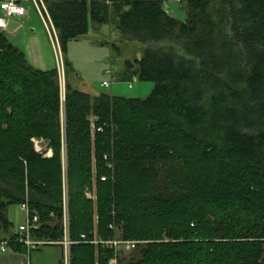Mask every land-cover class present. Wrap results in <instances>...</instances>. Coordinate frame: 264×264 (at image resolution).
<instances>
[{"label": "trees", "instance_id": "1", "mask_svg": "<svg viewBox=\"0 0 264 264\" xmlns=\"http://www.w3.org/2000/svg\"><path fill=\"white\" fill-rule=\"evenodd\" d=\"M43 1L63 56L110 26L147 45L122 80L153 83L91 96L65 77L70 264H264V0H184V22L169 0ZM61 105L57 68H33L0 30V234L18 254L12 205L38 216L34 240L63 239ZM116 233L143 242L137 257L101 243Z\"/></svg>", "mask_w": 264, "mask_h": 264}, {"label": "rangeland", "instance_id": "2", "mask_svg": "<svg viewBox=\"0 0 264 264\" xmlns=\"http://www.w3.org/2000/svg\"><path fill=\"white\" fill-rule=\"evenodd\" d=\"M27 10V15L20 18H10L9 30L15 29L18 34L15 36L7 35L2 29L7 26L6 18H3L4 27L0 30L8 37L10 43L22 51L30 66L38 70H51L57 68L59 61L60 70L57 68L58 81L61 77L64 84L60 87V96L62 100L60 110L61 123V167L63 174V202H62V222L63 239L59 242H53L62 248V262L64 263V238L69 237V211H68V190H67V154L65 149V123L63 110V96L65 94V77L71 87L80 92L91 96L107 94L124 98H146L153 89V83L139 81L132 76L129 81L121 80L126 71V62L140 59L147 45L132 40H122L117 31L108 26L99 32L89 31L88 34L77 41H71L67 44L65 56L63 54L56 59V53L53 49L51 38L44 27L43 19L34 5L28 0H16ZM44 2V1H43ZM45 5V4H44ZM46 8V6H44ZM42 10L41 7H39ZM163 8L168 14L179 21L187 19V12L184 7V0H169L163 3ZM47 10V8H46ZM43 11V10H42ZM43 13V12H42ZM44 16V13H43ZM1 18V17H0ZM46 20V18H45ZM91 27V23H90ZM35 30L34 32L32 30ZM91 30V29H90ZM60 45V43H59ZM118 48L116 51L114 47ZM61 48V47H60ZM181 53V51H179ZM64 60H66L71 69L65 75ZM60 71V72H59ZM106 82L110 85L105 87L102 84ZM60 85V84H59ZM131 85V87H129ZM93 123L94 119L90 120ZM34 148L37 151L45 152L43 158H51L52 151L48 148V143L42 138H33ZM86 198L96 201L95 187L92 190L85 191ZM7 218L13 224L12 233L17 231L18 226H22L26 221V213L20 208V205H12L8 208ZM3 235V234H0ZM6 238L8 237L7 235ZM70 241V239H69ZM51 242V241H50ZM143 243V242H140ZM73 242L70 241L69 249ZM42 246L32 251L33 256L38 257L40 253L56 249L54 246ZM58 249V248H57ZM120 256L127 261L132 257H137L133 251L120 252ZM61 258V254H59ZM70 261V256H69ZM28 254L22 255L9 249L5 253H0V264H28ZM57 264V263H56ZM70 264V262H69Z\"/></svg>", "mask_w": 264, "mask_h": 264}, {"label": "built area", "instance_id": "3", "mask_svg": "<svg viewBox=\"0 0 264 264\" xmlns=\"http://www.w3.org/2000/svg\"><path fill=\"white\" fill-rule=\"evenodd\" d=\"M30 1L34 7L37 9V11L39 12L40 16H41V20L43 19L44 22V27L46 28L50 38H51V42L53 45V49L56 53V59L61 57V48L59 45V39L57 36V33L53 27V24L51 22L50 16L48 14V11L46 10V8L44 7V2L43 0H28ZM42 8V10H40V8ZM0 12L2 14V17L0 18V28L2 29L4 27V22L2 21L3 18H9V17H24L27 15V10L22 6V4L16 0H0ZM44 16H43V13ZM46 18V20H45ZM57 68L58 70H60V65H59V61L57 62ZM60 72V71H59ZM58 83L60 84L59 87H61L64 84V81H62L61 77L59 78ZM103 86L107 87L110 84L104 82L102 84ZM129 87H131V85H129ZM62 96L64 95V92H61ZM64 97V96H63ZM64 99V98H63ZM35 150L37 151V149L35 148ZM39 153H41V151H37ZM20 208L23 212L26 213V221L25 224L20 226L18 228V244L24 245L27 249V251L29 253H31L32 251L38 249L39 247L42 246H50L53 245L55 243L50 242V241H40V240H34L31 237V231L34 229H37L38 226V216L36 215V213L32 214V217L29 218V210L27 205H20ZM116 232V231H115ZM84 237V236H82ZM101 241H94L93 243H99ZM102 244H104L105 246H108L109 248L114 249L116 252L117 251H121V252H131L134 250L135 246L137 244H139L140 242H135V241H125L120 239V237L117 235H115V237L107 242H101ZM64 245V263L63 264H69V237L68 235L65 236L64 238V243H62ZM9 244L7 240L4 239H0V253H5L8 249H9ZM116 260L112 259L110 261V264H115Z\"/></svg>", "mask_w": 264, "mask_h": 264}, {"label": "crops", "instance_id": "4", "mask_svg": "<svg viewBox=\"0 0 264 264\" xmlns=\"http://www.w3.org/2000/svg\"><path fill=\"white\" fill-rule=\"evenodd\" d=\"M0 17H2V14L0 12ZM10 18H15V19H20L22 17H9V18H6L7 20V26L5 27V29H2L7 35H12V36H15L18 34L17 30L15 29H11L9 30V26L10 23H11V20ZM41 19V18H40ZM110 28V26H108ZM104 27H101L99 28L98 30H95L94 27H91L90 31L92 32H99L103 29ZM2 31V32H3ZM33 32L35 31L34 29L32 30ZM126 76L124 75L122 77V79H124ZM121 79V80H122ZM124 81V80H123ZM71 86V85H70ZM19 228V226H18ZM17 231H14L15 234H18V229H16ZM6 236L4 235H0V239H5ZM56 249H53V250H48L46 252H43V253H40L38 257L36 256H33V253H29L28 256H29V262L28 264H59V262L62 260V248L58 245H53ZM58 248V249H57ZM59 254H61V258L59 257ZM22 255H25V254H22Z\"/></svg>", "mask_w": 264, "mask_h": 264}]
</instances>
